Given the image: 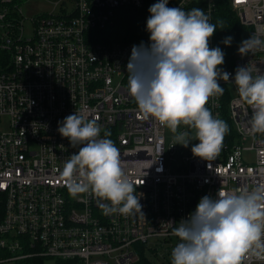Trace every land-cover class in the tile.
Instances as JSON below:
<instances>
[{"label": "built area", "instance_id": "1", "mask_svg": "<svg viewBox=\"0 0 264 264\" xmlns=\"http://www.w3.org/2000/svg\"><path fill=\"white\" fill-rule=\"evenodd\" d=\"M28 1L0 0V264H43L46 258L53 264H134L138 245L172 262L180 242L174 229L202 196L264 185V134L251 132L253 109L234 83L238 66L253 76L264 73V48L242 55L239 43L230 66L220 67L230 78L218 80L224 92L206 107L229 131L219 155L208 161L191 151L198 140L174 144L173 132L168 136L166 126L146 119L128 91L132 48L149 45L150 33L135 41L107 35L118 9H140L144 0H47L51 12L26 18L21 6ZM195 1L211 23L212 0H175L168 7L187 12ZM226 2L242 30L264 42V0ZM24 20L31 25L28 37ZM75 112L98 118L99 138L120 150L143 214L107 213L103 205L110 202L93 193L70 195L61 173L80 145L59 133L58 122ZM177 132L191 136L195 130L181 124ZM248 153L251 162L243 158ZM242 264H264V253L250 251Z\"/></svg>", "mask_w": 264, "mask_h": 264}, {"label": "clouds", "instance_id": "2", "mask_svg": "<svg viewBox=\"0 0 264 264\" xmlns=\"http://www.w3.org/2000/svg\"><path fill=\"white\" fill-rule=\"evenodd\" d=\"M167 5L168 0H158L148 9L150 44L141 42L132 48L128 91L146 119L155 118L176 134L174 144L187 147L196 139L199 143L192 145V153L212 161L229 131L228 124L206 107L210 97L224 92L218 80L230 78L218 67L224 63L225 53L220 47H209L217 26L210 23L203 9L186 12ZM231 40L226 37L223 43L229 45ZM257 48H264V42L251 36L242 41L239 52L243 55ZM234 83L253 109L251 132L264 134V73L258 71L253 76L247 66H238ZM97 119L75 112L58 122L59 133L73 147L80 145L64 163L61 175L66 187L74 198L90 192L109 201L110 205H103L107 213H142L136 186L124 172L120 150L111 139L99 138ZM181 124L194 129L195 136L178 133ZM180 221L174 229L180 242L172 249V264H242L250 251L257 256L264 253V185L240 194L219 192L218 198L204 195L195 211Z\"/></svg>", "mask_w": 264, "mask_h": 264}, {"label": "trees", "instance_id": "3", "mask_svg": "<svg viewBox=\"0 0 264 264\" xmlns=\"http://www.w3.org/2000/svg\"><path fill=\"white\" fill-rule=\"evenodd\" d=\"M175 0H168L170 6ZM214 4V10L211 14V23L217 26L216 31L211 36L212 48L220 47L225 53L224 63L219 67L230 66L231 60L234 54L235 47L239 44V37L243 31L242 26L238 23L237 16L232 12L228 6L226 0H212ZM158 0H144L143 6L140 9L133 8H121L118 9L113 18V25L110 30L120 29L110 33L107 38H112L116 41H135L147 33V18L151 15L148 11L149 7L157 3ZM190 10L193 8H200L199 2H192ZM189 10V11H190ZM115 36V37H114ZM226 37H232L231 43L226 45L223 43ZM4 57L0 54V61H3ZM138 260L134 264H156L154 258L155 249L146 248L143 245H138ZM55 264H70L67 261H55ZM161 264H172L170 260L162 261Z\"/></svg>", "mask_w": 264, "mask_h": 264}, {"label": "rangeland", "instance_id": "4", "mask_svg": "<svg viewBox=\"0 0 264 264\" xmlns=\"http://www.w3.org/2000/svg\"><path fill=\"white\" fill-rule=\"evenodd\" d=\"M53 9V5L51 4V2L47 1V0H29L28 2H26L25 4H23L21 6V12L22 15L26 18L28 17H34L35 15H39L42 13H46V12H51ZM232 10V9H231ZM232 12L235 14V11L232 10ZM236 16V14H235ZM22 29H23V33L26 37H28L30 35L31 32V25L30 22L28 20H24L22 22ZM116 30L120 29H115V30H110V37H112V32L115 35ZM115 37V36H114ZM250 36L248 35L247 32L242 31L239 37V43L241 44L242 41L249 39ZM169 128L167 127V135L169 136ZM193 135H191L190 137H194L195 136V132L192 133ZM175 133H172V138L174 139L175 137ZM175 140V139H174ZM196 139H192L190 141V143L194 142ZM243 158L246 159L247 161L251 162L253 160V155L252 153H248V154H243ZM154 261L156 262V264H161L162 260L160 258L159 255H156L154 257ZM43 264H53V260L51 258H46L44 259Z\"/></svg>", "mask_w": 264, "mask_h": 264}]
</instances>
